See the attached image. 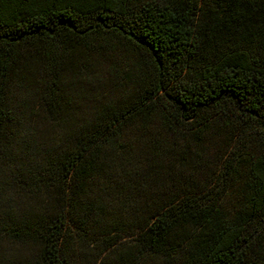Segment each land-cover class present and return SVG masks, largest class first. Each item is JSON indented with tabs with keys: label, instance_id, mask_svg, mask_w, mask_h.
<instances>
[{
	"label": "trees",
	"instance_id": "16d2710c",
	"mask_svg": "<svg viewBox=\"0 0 264 264\" xmlns=\"http://www.w3.org/2000/svg\"><path fill=\"white\" fill-rule=\"evenodd\" d=\"M0 264H264V0H0Z\"/></svg>",
	"mask_w": 264,
	"mask_h": 264
},
{
	"label": "rangeland",
	"instance_id": "374dc122",
	"mask_svg": "<svg viewBox=\"0 0 264 264\" xmlns=\"http://www.w3.org/2000/svg\"><path fill=\"white\" fill-rule=\"evenodd\" d=\"M40 127H41V130H43L42 132H44L46 135H49V134L51 133V129L48 128L47 125H45V124H41ZM151 263H152V262H151Z\"/></svg>",
	"mask_w": 264,
	"mask_h": 264
}]
</instances>
